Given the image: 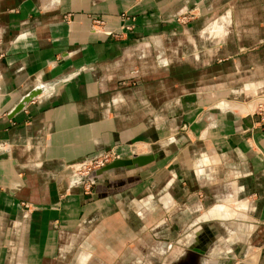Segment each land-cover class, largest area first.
<instances>
[{"label":"crops","instance_id":"crops-1","mask_svg":"<svg viewBox=\"0 0 264 264\" xmlns=\"http://www.w3.org/2000/svg\"><path fill=\"white\" fill-rule=\"evenodd\" d=\"M237 1L0 0V264H264V0ZM110 149L159 155L79 182Z\"/></svg>","mask_w":264,"mask_h":264},{"label":"built area","instance_id":"built-area-1","mask_svg":"<svg viewBox=\"0 0 264 264\" xmlns=\"http://www.w3.org/2000/svg\"><path fill=\"white\" fill-rule=\"evenodd\" d=\"M186 12L181 13L177 20L181 21V19L185 18ZM125 19H127L125 17ZM102 23L101 19L95 18L94 25H100ZM132 25L128 23H124L122 26L123 30L130 31L132 30ZM253 112L258 116V122L261 126L264 127V102H258L253 108ZM115 157V152L113 150L103 151L93 157L81 160L79 162H75L70 164L71 169L73 170L74 174L79 177L88 176L92 171L103 167L107 163L111 162ZM86 185V183H85ZM86 187H89L88 184Z\"/></svg>","mask_w":264,"mask_h":264},{"label":"water","instance_id":"water-1","mask_svg":"<svg viewBox=\"0 0 264 264\" xmlns=\"http://www.w3.org/2000/svg\"><path fill=\"white\" fill-rule=\"evenodd\" d=\"M44 89L45 86H36L31 91L26 93L24 96L20 98L19 102L10 110L8 116H12L18 111H20L22 108H24L28 102H30L38 94L43 92ZM158 155L159 153H152V154L138 155L128 159L117 158L107 163L105 166L92 171L88 176L83 177L82 180L83 182L88 181L89 179H93L98 175H101L106 172H110L115 168L131 169L134 168L135 166L146 165L147 163H150L153 160H155Z\"/></svg>","mask_w":264,"mask_h":264},{"label":"rangeland","instance_id":"rangeland-1","mask_svg":"<svg viewBox=\"0 0 264 264\" xmlns=\"http://www.w3.org/2000/svg\"><path fill=\"white\" fill-rule=\"evenodd\" d=\"M229 3V4H232V5H234L235 4V7L237 8L238 7V5L241 3V2H239V1H237V0H218V3L219 4H224V3ZM226 3V4H227ZM254 4H258V1H256V3H254ZM225 5V4H224ZM195 18V15H193L192 13H191V11H187V14L185 15V18H183V19H181V21H178L177 20V22L179 23V24H182V25H186V24H188L191 20H193ZM256 105V104H255ZM254 105V106H255ZM253 108V107H252ZM77 176V175H76ZM82 178L83 177H79V176H77V180L79 181V182H83V180H82ZM199 196H201V194H198ZM164 227H162V226H160V230H162ZM160 232H163V231H160Z\"/></svg>","mask_w":264,"mask_h":264},{"label":"flooded vegetation","instance_id":"flooded-vegetation-1","mask_svg":"<svg viewBox=\"0 0 264 264\" xmlns=\"http://www.w3.org/2000/svg\"><path fill=\"white\" fill-rule=\"evenodd\" d=\"M199 263V259L192 256V257H188L186 259V264H198Z\"/></svg>","mask_w":264,"mask_h":264},{"label":"bare ground","instance_id":"bare-ground-1","mask_svg":"<svg viewBox=\"0 0 264 264\" xmlns=\"http://www.w3.org/2000/svg\"><path fill=\"white\" fill-rule=\"evenodd\" d=\"M105 166V165H104Z\"/></svg>","mask_w":264,"mask_h":264}]
</instances>
